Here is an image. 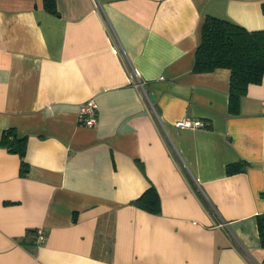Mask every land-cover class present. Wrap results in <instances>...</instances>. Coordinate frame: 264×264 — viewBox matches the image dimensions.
Here are the masks:
<instances>
[{"label":"crops","instance_id":"0c3cea01","mask_svg":"<svg viewBox=\"0 0 264 264\" xmlns=\"http://www.w3.org/2000/svg\"><path fill=\"white\" fill-rule=\"evenodd\" d=\"M262 5L0 0V136H26L29 164L0 146V264H264V77L231 114L230 70H192L205 15L264 29ZM151 184L159 213L131 203Z\"/></svg>","mask_w":264,"mask_h":264},{"label":"trees","instance_id":"16d2710c","mask_svg":"<svg viewBox=\"0 0 264 264\" xmlns=\"http://www.w3.org/2000/svg\"><path fill=\"white\" fill-rule=\"evenodd\" d=\"M43 7L47 12L59 15L56 0H43ZM199 34L192 70L210 72L216 68L229 69L228 111L237 114L248 85L258 84L264 77V29L249 30L232 20L205 15ZM0 146L19 156L20 175H26L29 170L25 159L27 137L19 135L15 128H7L1 133ZM248 165L245 160L229 163L225 167L226 174L242 172ZM131 203L150 213L161 210L159 194L152 184ZM256 224L260 245L264 248V212L256 214ZM28 233L34 234L35 230H28Z\"/></svg>","mask_w":264,"mask_h":264},{"label":"built area","instance_id":"2783aa9c","mask_svg":"<svg viewBox=\"0 0 264 264\" xmlns=\"http://www.w3.org/2000/svg\"><path fill=\"white\" fill-rule=\"evenodd\" d=\"M78 123L82 126L92 127L97 124L98 113H97V103L93 98H90L80 105L78 111ZM175 125L180 128H196L202 125L199 120H178ZM45 234L41 228H38L35 232V244H41L45 240Z\"/></svg>","mask_w":264,"mask_h":264},{"label":"water","instance_id":"95a60500","mask_svg":"<svg viewBox=\"0 0 264 264\" xmlns=\"http://www.w3.org/2000/svg\"><path fill=\"white\" fill-rule=\"evenodd\" d=\"M149 97H150V99H151L152 101H154V96H153V94H149Z\"/></svg>","mask_w":264,"mask_h":264}]
</instances>
